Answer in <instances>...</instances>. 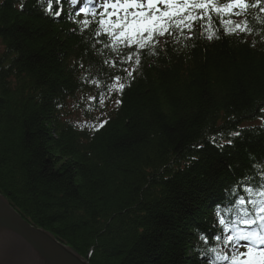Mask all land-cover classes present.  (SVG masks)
Returning a JSON list of instances; mask_svg holds the SVG:
<instances>
[{"label": "trees", "instance_id": "1", "mask_svg": "<svg viewBox=\"0 0 264 264\" xmlns=\"http://www.w3.org/2000/svg\"><path fill=\"white\" fill-rule=\"evenodd\" d=\"M251 11L252 34L214 19L219 39L198 27L161 41L128 80L134 64L104 66L112 54L93 53L105 38L74 31L83 16L0 0V194L89 264H204L214 245L198 237L213 235L230 189L264 178V14ZM90 65L99 87L82 79ZM113 75L130 87L93 115L87 97ZM97 118L108 123L93 131Z\"/></svg>", "mask_w": 264, "mask_h": 264}, {"label": "snow or ice", "instance_id": "2", "mask_svg": "<svg viewBox=\"0 0 264 264\" xmlns=\"http://www.w3.org/2000/svg\"><path fill=\"white\" fill-rule=\"evenodd\" d=\"M44 13L48 16L60 18L67 15L69 18L81 17L76 20L77 29L82 35L92 30L94 37H104L101 51L96 48L94 55L105 57L112 54V59L104 58L102 63L109 68H116L117 64L135 65L123 67L128 80H134V72L141 66L142 57L158 55L164 45L169 42L179 43L182 39L192 40L208 30L207 40L211 41L216 36L211 29L214 19L218 26L222 25L225 35H250L254 29L250 26L249 16L253 9L264 14V0H38ZM82 5V6H81ZM67 6V11L65 10ZM23 9V3L21 4ZM73 9H76L73 11ZM215 13V18L213 17ZM236 17L238 19H233ZM260 20L261 16L254 17ZM206 22V23H205ZM96 27L92 29V25ZM218 30V29H217ZM100 44V40H95ZM127 50V51H125ZM84 68L83 63L79 65ZM91 65L82 76L85 83L100 86L96 76L91 75ZM103 71V69H100ZM110 81L97 96L87 97L90 101H97L104 105V95L119 93L123 95L126 81L120 75H113ZM115 104H122V99H116ZM264 112V108L260 109ZM98 119L92 127L99 131L108 121ZM261 119H264L262 117ZM240 132H232L230 136H240ZM222 135V134H221ZM212 142L217 143L212 137ZM233 143L232 139L226 141ZM196 147H203L197 145ZM242 192L230 189L234 199L229 201L230 207L216 211L218 223L214 222L215 232L211 237L199 235L203 245L212 243L203 251L204 264H264V178L255 182L245 181L241 186ZM246 193L247 195L243 194Z\"/></svg>", "mask_w": 264, "mask_h": 264}, {"label": "water", "instance_id": "3", "mask_svg": "<svg viewBox=\"0 0 264 264\" xmlns=\"http://www.w3.org/2000/svg\"><path fill=\"white\" fill-rule=\"evenodd\" d=\"M0 264H89L44 229L25 221L0 194Z\"/></svg>", "mask_w": 264, "mask_h": 264}]
</instances>
